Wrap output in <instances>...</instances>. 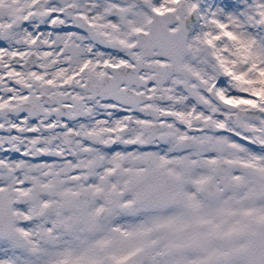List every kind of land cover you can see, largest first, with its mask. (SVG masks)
Wrapping results in <instances>:
<instances>
[{
    "label": "snow or ice",
    "instance_id": "obj_1",
    "mask_svg": "<svg viewBox=\"0 0 264 264\" xmlns=\"http://www.w3.org/2000/svg\"><path fill=\"white\" fill-rule=\"evenodd\" d=\"M0 264H264V0H0Z\"/></svg>",
    "mask_w": 264,
    "mask_h": 264
}]
</instances>
